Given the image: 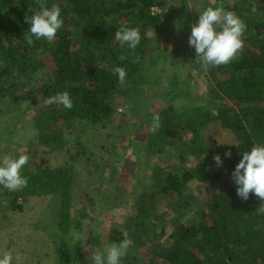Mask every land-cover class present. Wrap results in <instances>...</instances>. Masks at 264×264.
<instances>
[{"label":"trees","instance_id":"1","mask_svg":"<svg viewBox=\"0 0 264 264\" xmlns=\"http://www.w3.org/2000/svg\"><path fill=\"white\" fill-rule=\"evenodd\" d=\"M197 1L204 5L200 12L210 5L208 0H46L48 7L60 5L63 27L53 42L33 37V44L28 45L25 37L30 25L25 16L38 10L36 0H0V103H19L29 91L43 100L68 91L71 110L44 104L37 108L33 124L41 143L63 148L67 140L60 124L70 129L79 126L74 138L80 145V134L89 127H106L115 120L117 100L126 90H138L140 85L151 89L156 82L166 81L173 85L174 97L187 95L177 90V70L157 81L151 67L147 69L161 48L159 34L168 20L169 4H173L177 28L185 30L192 21L188 3ZM227 11L247 26L242 52L231 63L206 71L211 86L205 96L195 95L200 103L180 109L170 103L160 109L155 114L159 116L156 131L149 132L138 146L136 162L145 155L165 163L169 158L179 159L175 151L183 143L195 163L182 168L172 164L165 171L155 162L149 176L153 180L144 182L139 191L131 189L137 197L133 212L142 220L125 222L105 237L108 245L121 242L125 233L133 240L122 264H264V211L260 208L264 201L251 193L247 201L239 198L231 178L241 154L256 144L264 145V0H236ZM198 16L195 13L193 20ZM121 25L139 28L141 40L135 50L115 40ZM121 54L126 57L123 61ZM178 54L174 50L170 67L179 60ZM114 66L126 69L123 81L113 74ZM37 79L41 83L35 87ZM212 123L231 131L238 143L223 146L203 136V129ZM226 151L231 152L230 158L224 155ZM217 154L220 166L213 160ZM22 174L28 177L27 187L13 192L0 186L2 200H9L4 209L21 210L18 199L50 195L51 219L45 228L51 231L55 264H80L79 242L73 232L74 227L81 231L83 217L70 213L78 182L73 167L65 162L52 168L25 169ZM131 174L144 181L148 176L146 172ZM167 198L172 201L167 203ZM161 204L167 209L159 211ZM1 212L5 211L0 207Z\"/></svg>","mask_w":264,"mask_h":264},{"label":"rangeland","instance_id":"2","mask_svg":"<svg viewBox=\"0 0 264 264\" xmlns=\"http://www.w3.org/2000/svg\"><path fill=\"white\" fill-rule=\"evenodd\" d=\"M208 1L209 7L222 4L227 10L236 0ZM188 6L192 21L187 29L180 30L174 21L176 14L173 11V4H169L168 20L159 34L161 48L156 49L154 58L157 59H152L150 62L152 65L148 64L147 69L151 67L153 80L157 81L161 80V75L162 79H167L166 73L172 72L173 69L177 70L179 73L177 90L186 91L187 95L179 94L174 97L173 85L166 81L164 84L160 82L152 84L151 89L140 85L141 88L138 90H126L123 97L117 100L115 120L106 127H89L86 132L80 134V145H76L74 138L76 136L74 131L79 126L70 129L66 123L60 124L59 129L67 140L63 148L45 145L38 140V132L33 126L34 119L38 113L37 108L46 103L40 96L33 94V91H29L27 97L21 98L19 103L11 104L9 101L0 103V157L5 154L18 157L26 152L30 160L22 170L52 168L68 162L77 175L78 182L75 186L77 188L72 192L74 208L70 213L74 218L78 217L79 213L83 217L80 223L81 231L74 227L73 232L74 240L79 242L80 264H93L92 254L102 252L108 246L105 237L110 229H119L125 222L131 220H142L133 212L132 206L137 197L131 193V189L139 191L144 182L153 180L149 176L155 162L162 164L165 171H169L172 164L177 165L174 168L194 166L195 161L188 156L183 143H179V149L175 151L179 159L169 158L165 163L164 160L159 162L156 156L145 155L141 160L137 162L135 160L136 154L139 153V144H143L149 132H152L150 127L154 125V121H151V117L170 103L179 109L185 105L190 106L193 102L200 103L195 95L205 96L211 86L206 71L195 62L194 47L188 44L191 26L198 22L199 18L198 16L193 20V17L195 13L200 14L203 11L199 10L204 5L197 1L189 2ZM155 10L159 11L157 8ZM174 50L179 51V60L174 62L172 68L169 65L173 63ZM48 65L47 63L46 68L49 69ZM38 79L35 87L41 83ZM43 80L46 81L47 76ZM23 93L24 91L19 95L22 96ZM156 125L158 122L155 123V127ZM189 136L187 135L185 139H189ZM203 136L212 137L218 145L238 143L231 131L222 128L218 123L207 125L203 129ZM132 168L137 169L134 171ZM132 172L136 174L146 172L147 180L133 176ZM82 191H85L86 195L83 196ZM5 199L4 202L0 194V207L5 211L0 214V253L7 250L12 252L14 258L18 255L19 261L14 260V264H55L54 248L49 236L51 231L45 228L46 225L49 226L51 219L49 206L52 197L32 195L25 200L18 199L22 209L16 211L4 209L9 201ZM158 200L162 203L161 199ZM171 201L172 198L166 200L167 203ZM158 209L163 211L167 208L161 204Z\"/></svg>","mask_w":264,"mask_h":264},{"label":"clouds","instance_id":"3","mask_svg":"<svg viewBox=\"0 0 264 264\" xmlns=\"http://www.w3.org/2000/svg\"><path fill=\"white\" fill-rule=\"evenodd\" d=\"M38 10L31 16H25V21L30 25L29 34L25 37L28 45L33 44V37L36 41L41 39L48 43L56 39L57 32L63 27L64 21L61 17L59 4L47 6L46 0H36ZM246 24L232 11H227L223 5L206 7L200 14L198 22L191 26V34L188 37V44L195 49V62L204 71L210 67L227 65L234 61L244 48V33ZM115 40L123 47L135 50L140 43L141 35L138 27L121 25L115 32ZM40 51H44L40 49ZM126 57L121 54L119 59L123 61ZM113 74L117 75L120 81L126 77L127 71L122 66H114ZM47 105L60 104L65 109L71 110L73 100L68 91L59 92L45 100ZM154 125L150 130L156 131L155 123L159 116H153ZM226 157H231V152L226 151ZM242 158L235 165L231 178L236 188V194L244 201L249 195L254 194L259 200L264 201V145L256 144L250 151L241 154ZM30 157L25 153L14 156L5 154L0 157V186L8 191H19L28 186V177L22 174V169L29 163ZM216 166L222 164L219 154L213 157ZM264 211V204L261 205ZM133 240L128 238L127 233L119 243H111L104 252L92 254L93 264H122ZM19 261L11 251L0 253V264H14Z\"/></svg>","mask_w":264,"mask_h":264}]
</instances>
